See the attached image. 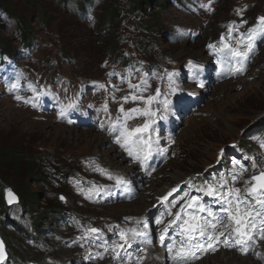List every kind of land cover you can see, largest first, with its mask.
I'll return each instance as SVG.
<instances>
[{
    "label": "rangeland",
    "instance_id": "374dc122",
    "mask_svg": "<svg viewBox=\"0 0 264 264\" xmlns=\"http://www.w3.org/2000/svg\"><path fill=\"white\" fill-rule=\"evenodd\" d=\"M15 1L19 9L25 7V0ZM33 1L46 9L52 20L42 26L32 18L37 30L28 49L18 47L11 20L0 17V35L15 48V65L7 70L17 76L15 81L22 77L26 81L25 88L16 84L12 89L7 84L11 82L10 73L5 75L0 70V145L53 153L49 154L52 161H57L61 168L68 166L76 176L66 183H53L45 198L54 201L55 197L63 196L65 213L74 215L72 218L88 228H111L122 222L124 231L128 230L124 234L128 243L121 240L96 262L89 259L95 247L73 241L80 233L67 224L66 218L47 226L42 234L30 231L28 222L24 223L26 233L18 224L9 223L10 226L5 225L7 237L1 228L0 237L7 259L9 256L13 259L2 264H164L157 260L145 240L131 241L135 230L148 228L154 220L156 206H164L173 220L181 206L184 219L188 218L184 212L207 217L206 211L198 212V204L188 207L195 196L206 202V209L223 215L220 209L228 190L240 188L241 195H247L244 189L251 184L246 185L245 181L264 171V150L259 149L257 135L253 134L264 130V36H258L254 50L243 64L229 51V48L244 50L242 37L246 38L249 30L257 27L251 26L252 20L259 22L258 18L264 16V0H194L191 8L185 10L176 9L173 2L161 17L167 28L152 33L136 28L135 23L143 22L142 18L125 10L120 28L121 50L137 63L152 61L157 69L151 75L137 69L117 72L116 66L111 67L110 57L100 48L105 36L93 30V20L73 17L52 0ZM97 14L94 11V16ZM178 27L180 35L173 38ZM219 45L224 50L217 54L215 48ZM193 47L201 56L192 54ZM61 51H65L66 58L61 57ZM224 83L232 86L223 92L220 85ZM157 89L160 96L147 105V97L155 96ZM133 96L143 99L133 100ZM165 97L172 102L167 113L161 104ZM33 103L37 106L33 107ZM73 103L74 107H67ZM146 107L157 115L153 117L156 123L143 134L152 145L150 155L144 159L145 151L149 150L131 142L121 147L124 138L120 132L123 127L131 130L142 126L148 117L130 110ZM126 114L131 118H126ZM161 115L167 119H159ZM78 131L81 135L76 137ZM99 135L107 140L97 144ZM118 138L121 144L116 143ZM109 145L121 153L123 161L114 164L121 169L112 170L101 162ZM241 145L253 149L243 161L238 153ZM128 149L134 155L130 156ZM234 161L247 168L235 180L233 175L240 169ZM124 170H128L127 175H122ZM8 176L2 174L6 183L0 180L3 192L7 187L12 191L16 185ZM117 179L121 183L117 184ZM188 181H204L205 184L201 183L204 191L190 189ZM82 185L86 187L85 197L77 193L83 189ZM206 186L215 188L216 194L207 195ZM173 188L177 191L168 200H162ZM173 200L175 204L170 203ZM146 205V214H133L134 208ZM14 208L13 216L18 220L20 210L18 206ZM128 223L135 227L130 228ZM42 225L37 229H43ZM154 229L152 246H160V227ZM118 244L123 248H117ZM11 247H20L17 254L21 256L11 252ZM231 254L237 259L232 264H264V239L249 255L217 251L191 264H222Z\"/></svg>",
    "mask_w": 264,
    "mask_h": 264
},
{
    "label": "trees",
    "instance_id": "16d2710c",
    "mask_svg": "<svg viewBox=\"0 0 264 264\" xmlns=\"http://www.w3.org/2000/svg\"><path fill=\"white\" fill-rule=\"evenodd\" d=\"M57 6L69 10L73 17L84 20H93V30L97 34L105 36L101 41V50L104 55L111 59V67H115L117 72L128 73L137 69L140 73L151 75L157 69V66L150 61L147 64H140L131 60L121 50L122 36L120 28L124 24L123 13L126 10L129 15L136 18L141 17L143 22H136V28L145 32H159L165 30L167 24L162 20V16L174 2L175 8H191L194 0H52ZM25 7L18 8L15 0H0V17H5L13 23L14 34L18 39V47L28 49L35 39L36 28L32 18L37 19L39 25L44 26L52 20L51 14L36 1L25 0ZM94 11L98 14L94 16ZM252 26L256 25V20L251 21ZM180 35V27L172 37L177 38ZM145 48V45H143ZM218 53L223 51L221 46L215 48ZM65 51H61V57L66 58ZM15 48L5 41L0 35V70L4 74L11 73L8 67L14 66ZM69 53V52H68ZM74 56V53H69ZM19 84L20 88L26 87L25 79L16 80L14 85ZM260 128V127H259ZM258 128V129H259ZM264 130L258 131L262 133ZM255 131V134L258 133ZM254 134V133H253ZM244 150L251 148H243ZM233 152V150H230ZM53 154V153H49ZM40 153L37 149L28 152L20 146L0 145V180L6 183L2 174L15 181L13 192L17 196L15 204H7L5 194L0 184V228L5 238L7 237L6 226L18 224L19 228L25 229L24 223H29V230L35 234L45 233L44 228L54 224L57 221L66 218L67 224H72V214L65 213L63 202L55 197L54 201L45 198L46 191L52 189L53 183H66L74 180L76 173L70 171L65 165L61 168L57 161H52L50 155ZM63 185V184H62ZM61 185V186H62ZM33 186V187H32ZM61 188V187H60ZM41 192L43 194L41 195ZM19 207L18 220L14 219L15 211ZM10 223V224H9ZM39 224H43L37 229ZM14 251V252H13ZM16 251V253H15ZM20 247L12 249L11 252L17 256ZM9 261L13 257L9 256ZM8 259L4 260L9 262Z\"/></svg>",
    "mask_w": 264,
    "mask_h": 264
},
{
    "label": "snow or ice",
    "instance_id": "6c2138e0",
    "mask_svg": "<svg viewBox=\"0 0 264 264\" xmlns=\"http://www.w3.org/2000/svg\"><path fill=\"white\" fill-rule=\"evenodd\" d=\"M258 25L254 29H250L247 33L246 38L244 39L245 47L244 50L241 51L238 48H229V51L234 57L240 58L241 64H243V60L247 59L249 57V54L254 50L255 47V41L258 38V36H264V16H261L258 18ZM225 47H228L227 45ZM209 48H214L213 45H209ZM219 62V61H218ZM189 64L191 65L192 62L190 61ZM195 67V65H192ZM242 70V69H240ZM111 75V74H110ZM170 80H171V74H170ZM146 84V81L144 82ZM174 84V81L172 82ZM203 85L201 84V87ZM13 88L16 87V85L12 86ZM102 87V86H101ZM137 87V86H132ZM35 91V89H33ZM172 93L174 94L176 92V88L173 86L171 89ZM160 96V90H156L155 96H148L145 103L147 105H151L153 101L157 99V97ZM143 99V97H136L133 96L132 99ZM17 99H21L19 96ZM125 100H127V97H125ZM27 103V101H25ZM171 101L165 97V99L161 102L162 108L165 113L170 111ZM33 107H36L37 105L33 103ZM75 104H70L67 107L71 108L74 107ZM123 111V109H121ZM64 109H61V115H63ZM130 112L138 113L139 115H143L148 117L147 120H145L144 124L142 126L136 127L134 129L129 130L127 127H123V131L120 132V137L124 138V143L121 144V139L118 138L116 140V143L121 144V147H125L129 142L133 146L139 147L140 145H143V149L149 150L145 151L144 159H147L148 155H150L151 150V142L150 138L148 140L144 139L143 134L147 133L150 128H152V125L156 123V120L153 119V117H156L157 112L152 111L150 107H146L145 109H131ZM126 118H131L127 116ZM161 120L167 119L166 115H161L159 117ZM115 129H110V131H114ZM262 146H264V143H262ZM142 149V150H143ZM223 152V150H221ZM128 154L130 156L134 155V153L128 149ZM139 159V156L136 157ZM143 162V161H141ZM234 165H239L240 171L238 173H235L233 175V179H237L238 177H241L245 171H247V168L244 164L240 163L239 161H234ZM253 167H255L253 165ZM100 171L103 173V169H100ZM111 178V177H109ZM223 175L221 176V180H223ZM121 183L119 179H117V184ZM245 184H251V187H246L244 191L247 193V195L242 196L241 195V189H229L227 198L225 199L224 205L220 209V213H223L224 215H220L219 213H214L211 208H205L203 204H199V198L198 197H191V203H189L188 207H192V204H198L199 205V211L200 212H207V217H202L197 214H191L184 212V215H186L188 218L184 219L182 217L183 212V206H181V211H178L175 214L176 219L172 220L169 223L168 227H171L172 225H176L179 229L178 235L182 236L184 238V244L180 247V249L176 252V255L174 259L177 261V264H186V260L189 256L195 255V250H212L215 251L214 244L220 240L221 236H231L232 233H235V236L233 237V244H230L227 239H225L224 244L226 247H232L234 245H240L244 246L249 241L253 240L255 238L256 233H260V238L264 239V171L260 172V174L253 175L249 181H245ZM223 185H221L222 187ZM202 190V189H201ZM8 191V196L10 197L8 202L11 204L15 197L12 195L10 190ZM177 189L173 188L167 195H165L162 200H168L169 196H172L174 192H176ZM216 194V189L209 186L207 190V195L213 196ZM188 193L185 192L184 196H187ZM61 199L63 200L64 197L62 196ZM175 200L171 201L170 203L175 204ZM227 219V224H222V222ZM179 221V223H177ZM157 223H160V220L157 219ZM222 225L223 230H218V226ZM168 227H166L160 235V241L163 245L165 241V237L168 234ZM99 229L90 228L88 230L89 233L95 234L99 233ZM120 239L124 240L125 243H128V241L125 239V236L123 233L120 235ZM206 240V243H202L201 240ZM117 248H123V245H116ZM175 247V244H169L167 246V251L169 253L173 252V249ZM115 250V249H114ZM119 254L117 253V256ZM5 249L3 242L0 241V264L5 260Z\"/></svg>",
    "mask_w": 264,
    "mask_h": 264
},
{
    "label": "clouds",
    "instance_id": "9594fccd",
    "mask_svg": "<svg viewBox=\"0 0 264 264\" xmlns=\"http://www.w3.org/2000/svg\"><path fill=\"white\" fill-rule=\"evenodd\" d=\"M254 135H257L256 137H260V138L264 137V135H261V133H259V132L256 133V134L254 133ZM256 143H257V146L259 147V149L261 150V146L262 145H259L258 142H256ZM238 150L241 151L243 154H245L247 157L248 156L250 157V155L252 154V151H250V150H244L242 148H240ZM157 207L158 206H156L154 209H156ZM155 217H156V213H155ZM227 223H228L227 219H225L222 222V224H227ZM113 226L114 225H112L111 228H109L108 226H106V228H104V229H101V228H96V229H99L101 231V233H103V234L109 235L111 233V230H112V227ZM218 230H223L222 225L218 226ZM260 235L261 234H258L257 237L255 236V238L253 240L249 241L244 246L234 245L232 247H226L225 244H224V241H225V239H227L230 244H233V237L235 236V233H232L231 236H221L220 237V240L214 244V247L216 249L215 251L206 250L204 253L200 254V256L193 257V258L188 259L187 262H186V264H191L193 262H196L197 260H199V259H201V258H203L205 256H208L210 254H214L217 251H233L234 253H239L240 255H243V256L249 255L250 253L254 252V250L257 248L258 244L263 240V239L260 238ZM153 243H154V241H152V244H151V246L149 248H152ZM106 248L109 250V248H111V246L109 244H107L106 245ZM160 249H161L160 246H156V249H153L152 248L150 250L151 251H154V254H156L157 260H159L160 262H165L167 259L166 258H162V254L163 253H161V254L159 253L158 254V252L160 251ZM160 257H161V259H160ZM5 259H7V258H5ZM98 259L99 258H96V259H94V261L97 262ZM170 264H175V263H170Z\"/></svg>",
    "mask_w": 264,
    "mask_h": 264
},
{
    "label": "bare ground",
    "instance_id": "6f19581e",
    "mask_svg": "<svg viewBox=\"0 0 264 264\" xmlns=\"http://www.w3.org/2000/svg\"><path fill=\"white\" fill-rule=\"evenodd\" d=\"M191 52H192V54H194L195 52L196 53H198L200 56H201V52L197 49V48H192L191 49ZM195 55V54H194ZM240 83V82H239ZM221 86V90L224 92V91H227L232 85L231 84H229V83H224L223 85H220ZM76 137H79L81 134H80V132L78 131V132H76L75 134H74ZM105 140H107V138L106 137H104V136H102V135H99V139H98V141H97V144L98 143H102L103 141H105ZM96 144V145H97ZM96 145L94 146V148H97L96 147ZM119 161H123V159H122V156H121V153L118 151L117 152V150H115V148L113 147V146H111V145H109V146H107V148L105 149V152H104V154L102 155V158H101V162L103 163V164H105L106 166H108L109 168H113L112 170H114V169H116V170H118V169H121V168H119L118 167V165H120L119 164ZM114 164H118V165H114ZM125 165V164H124ZM104 166V165H103ZM122 167V166H121ZM124 168V167H123ZM131 171V170H130ZM132 172V171H131ZM128 174V170L127 171H125L124 170V172L122 173V175H127ZM131 175L132 176H134V174H132L131 173ZM174 177L175 178H177L178 176L177 175H174ZM165 191H166V189H165ZM164 191V192H165ZM163 194V193H162ZM144 196V195H143ZM140 198H142V194H141V196H140ZM145 198V197H144ZM138 202H140L139 200H138ZM142 203V202H141ZM148 207V205H146V206H144L143 208H141V209H138L137 207L136 208H134L132 211L133 212H135V213H133V214H146V208ZM136 214V215H137ZM224 255H226V253L224 254ZM236 256H234L233 254H231V256H228V257H226V260H225V262H223L222 264H232L233 262H236ZM238 263V262H237ZM245 263V262H244ZM153 264V263H152ZM240 264V263H239ZM243 264V263H242ZM246 264H248L247 262H246Z\"/></svg>",
    "mask_w": 264,
    "mask_h": 264
},
{
    "label": "water",
    "instance_id": "95a60500",
    "mask_svg": "<svg viewBox=\"0 0 264 264\" xmlns=\"http://www.w3.org/2000/svg\"><path fill=\"white\" fill-rule=\"evenodd\" d=\"M7 190H10L9 187H7V188L5 189V192H4L6 203L9 204V205L16 203L18 199H17L16 194L13 192V190H12V191L10 190V191H11L12 195L15 197V199L13 200V202H12L11 204L8 202V200H9L10 197L8 196V191H7ZM0 241L3 242V240L1 239V237H0ZM3 245H4V249H5V244H4V242H3ZM5 253H6L5 258H7V252H6V250H5Z\"/></svg>",
    "mask_w": 264,
    "mask_h": 264
}]
</instances>
